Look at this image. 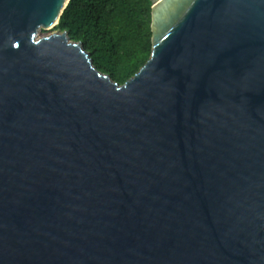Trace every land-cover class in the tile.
Listing matches in <instances>:
<instances>
[{
    "label": "water",
    "instance_id": "95a60500",
    "mask_svg": "<svg viewBox=\"0 0 264 264\" xmlns=\"http://www.w3.org/2000/svg\"><path fill=\"white\" fill-rule=\"evenodd\" d=\"M0 0V264H264V0H150L124 84Z\"/></svg>",
    "mask_w": 264,
    "mask_h": 264
},
{
    "label": "trees",
    "instance_id": "16d2710c",
    "mask_svg": "<svg viewBox=\"0 0 264 264\" xmlns=\"http://www.w3.org/2000/svg\"><path fill=\"white\" fill-rule=\"evenodd\" d=\"M66 32L89 53L94 67L124 84L150 58V0H69L51 29Z\"/></svg>",
    "mask_w": 264,
    "mask_h": 264
}]
</instances>
